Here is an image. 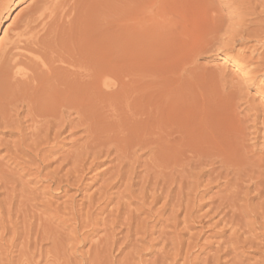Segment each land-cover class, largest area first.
<instances>
[{"label": "rangeland", "instance_id": "1", "mask_svg": "<svg viewBox=\"0 0 264 264\" xmlns=\"http://www.w3.org/2000/svg\"><path fill=\"white\" fill-rule=\"evenodd\" d=\"M41 1L0 0V54ZM65 1L76 33L46 47L91 48L125 82L34 125L0 55V264H264V1Z\"/></svg>", "mask_w": 264, "mask_h": 264}, {"label": "bare ground", "instance_id": "2", "mask_svg": "<svg viewBox=\"0 0 264 264\" xmlns=\"http://www.w3.org/2000/svg\"><path fill=\"white\" fill-rule=\"evenodd\" d=\"M261 2H262V0H260ZM264 1V0H263ZM42 3L39 5V6H37L33 11H32V13L31 12H29V13H31V14H29L26 18H23V19H25V20H23V21H21V22H23V25H21V27H22V30H20L19 32H17V29H16V31H14V33L15 32H17V33H15V35H13L12 37H14V38H12V40L9 42V44H8V46H5L4 48H5V50H2V51H4L3 53H1L2 55H4V61H2V65L1 66H3V69H4V77H5V80L7 81V82H9L11 85H17V87H18V85H24L25 86V88H22V89H25L26 90V92H27V94H29L30 95V99L28 100L27 99V97H26V99H25V97H24V99L26 100V104L28 103L27 101H30L31 103H32V105L30 106V107H27V105H26V107L27 108H29L28 109V114H27V116L29 117V116H31V117H29V118H32L31 119V123L33 122V124L35 125L37 122H34V121H32V120H35V119H33V117L34 118H38L39 119V115L41 114H44V115H46V113H47V115H50L49 113H55V111H57L58 109V116H59V114H61V109L62 108H65V109H69V111H70V109H72V111L73 110H75L74 112L75 113H77V112H82V111H85L87 108H89V107H91L92 105H90L89 107H88V102L90 101L89 100V97H90V95L91 94H93V89H94V87H96L97 85H98V88H100V91H98L99 89L96 87V89H97V91L100 93L101 91V93L103 94V92H106V91H103V88H105V87H103V86H106V85H108V86H110L109 84H111V85H113V86H115V88H114V90L112 91V93L113 94H115V93H118V92H120V90L123 88V85H124V83L123 82H125V81H123L122 82V80H124V79H122V80H120L117 76H121V75H117V74H115V73H110V71H112L111 69H110V71L108 70V66H106V63L103 61V60H101V59H98V58H96V55L98 54H96V55H94V53L92 54L89 50L91 49H89V50H87V49H82V48H80V46L78 47V46H75L76 44H69L70 42L69 41H66V42H69L68 44L69 45H66L65 46V44H64V46H61L58 50H56L57 48H55V50L53 49V47L51 48V50H49L50 48H48V47H46L47 46V44H49L48 42H47V44H46V40H51V38H55V37H57V36H60L61 34H64V35H67V31L69 30L70 31V29L73 27V25H74V23H75V21H76V19H77V11H75V8L71 5V6H69L68 5V2H66L65 0H42L41 1ZM258 4V3H257ZM262 4V3H261ZM264 6V5H263ZM264 9V8H263ZM30 10V9H29ZM13 11H14V6L12 5L9 9H8V14H12L13 13ZM79 13V12H78ZM92 14V13H91ZM26 15H27V13H26ZM25 15V16H26ZM89 15V14H88ZM88 15H86V16H88ZM95 15H96V13H95ZM92 16V15H91ZM95 17V16H94ZM99 16H97V18H98ZM89 18V17H88ZM96 18V20H98ZM22 20V19H21ZM88 20V19H87ZM90 21H92V20H90ZM87 22V21H86ZM89 22V21H88ZM1 23H2V19L0 18V26H1ZM81 23V22H80ZM77 25V23L74 25V26H76ZM17 26V25H16ZM79 26V25H78ZM18 27V26H17ZM20 27V28H21ZM75 28V27H74ZM74 28H72V29H74ZM80 28V27H79ZM82 28H84V27H82ZM71 29V30H72ZM80 30V29H79ZM81 31V30H80ZM74 32H75V30H74ZM72 33H73V30H72ZM76 33V32H75ZM75 33H73V34H75ZM80 33V32H79ZM83 34V33H82ZM63 35V36H64ZM74 36V35H73ZM11 37V36H10ZM9 37V38H10ZM60 37H62V35L60 36ZM81 37V36H80ZM82 37H83V35H82ZM71 38V37H70ZM89 38V37H88ZM11 39V38H10ZM61 39H63V38H61ZM65 39H67L68 40V38H66L65 37ZM74 39V38H73ZM79 39V38H78ZM77 39V40H78ZM64 40V39H63ZM62 40V41H63ZM70 40V39H69ZM85 40H86V38H85ZM84 40V41H85ZM54 41V40H53ZM57 41V40H56ZM80 41V40H79ZM87 41H89V40H87ZM50 42H52V41H50ZM59 42V41H58ZM6 43H8V42H6ZM6 43H5V45H6ZM62 43V42H61ZM82 43H84V42H82ZM86 43V42H85ZM55 44V43H54ZM67 44V43H66ZM81 44V43H80ZM79 44V45H80ZM50 45V44H49ZM84 45V44H83ZM82 45V46H83ZM52 46V45H51ZM58 46H60V44L58 45ZM84 46H86V45H84ZM88 46V45H87ZM86 46V47H87ZM54 47H56V46H54ZM85 47V48H86ZM90 47H92V46H90ZM3 48V49H4ZM53 49V50H52ZM102 51V50H101ZM105 51V50H104ZM103 52V51H102ZM100 53V52H99ZM106 53V52H105ZM0 54V55H1ZM99 56V55H98ZM97 56V57H98ZM103 56V55H102ZM100 57V56H99ZM1 59V58H0ZM115 68V67H114ZM119 68V67H118ZM114 70V69H113ZM121 70V69H120ZM0 71H1V69H0ZM119 72V71H118ZM121 72V71H120ZM1 73V72H0ZM3 73H2V76H3ZM115 74V75H114ZM118 74H120V73H118ZM2 76H1V79H2ZM4 79V78H3ZM130 79V78H129ZM140 82V81H139ZM2 83V82H1ZM8 83V84H9ZM96 84V86L94 85L93 86V84ZM132 83V82H131ZM134 83V82H133ZM137 83V82H136ZM152 83V82H151ZM151 83H149V84H151ZM7 84V85H8ZM5 85V84H4ZM103 85V86H102ZM127 85V84H126ZM131 85V84H130ZM3 86V85H2ZM101 86H102V90H101ZM132 86H133V84H132ZM137 86H140V85H138L137 84ZM146 86V85H145ZM129 87V86H128ZM149 87V86H148ZM93 88V89H92ZM1 89V88H0ZM2 89H3V87H2ZM16 89V88H15ZM18 89V88H17ZM5 90H12V89H5ZM19 91H20V89H18ZM95 90V89H94ZM131 90V89H130ZM19 91H17L16 90V92H18L19 93ZM96 91V90H95ZM95 92V93H97L98 94V92ZM124 91V90H123ZM126 91V90H125ZM3 92H6V91H3ZM13 92H14V90H13ZM12 91H11V93H13ZM16 92H15V95H16ZM21 92H23V91H21ZM29 92V93H28ZM108 92V91H107ZM109 92H111V91H109ZM7 93H9V92H7ZM17 93V94H18ZM100 93V94H101ZM112 93H110V94H112ZM123 93H125V92H123ZM139 93H141V92H139ZM5 94V93H4ZM23 94V93H22ZM27 94H26V96H27ZM132 94H134V92L132 93ZM142 94V93H141ZM144 94V93H143ZM142 94V95H143ZM12 95V94H11ZM15 95H14V98H15ZM18 95H20L21 96V93L20 94H18ZM24 95V94H23ZM28 95V96H29ZM95 95V94H94ZM117 95V94H116ZM118 95H119V93H118ZM141 95V97H143ZM2 96H3V94H2ZM7 96H9V95H7ZM13 96V95H12ZM115 96V95H114ZM150 96H152V95H150ZM22 97V96H21ZM105 97H106V94H105ZM122 97V96H121ZM124 97H126L125 99H126V101H127V96H124ZM123 97V98H124ZM131 97V96H130ZM129 97V98H130ZM140 97V98H141ZM17 98V97H16ZM118 98H120V97H118ZM128 98V99H129ZM19 99H20V97H19ZM22 99H23V97H22ZM94 98H93V95H92V100H93ZM98 99V98H97ZM104 99H106V98H104ZM110 99V98H109ZM111 101L113 100V98L112 99H110ZM110 100H108V98H107V101L109 102ZM135 100V99H134ZM152 100V99H151ZM14 101V100H13ZM18 101V100H17ZM24 101V100H23ZM94 101H95V99H94ZM105 101V100H104ZM106 101V102H107ZM114 101H115V98H114ZM125 101V100H124ZM125 101V102H126ZM9 102V101H8ZM12 102V101H11ZM16 102V101H15ZM19 102V101H18ZM17 102V103H18ZM29 102V103H30ZM97 102V101H96ZM105 102V103H106ZM113 102V101H112ZM91 103V102H90ZM89 103V104H90ZM101 103V102H100ZM12 104V103H11ZM16 104V103H15ZM24 104V103H23ZM97 104V106L96 107H100V104L98 105V103H96ZM95 104V105H96ZM109 104H111V103H109ZM133 104V103H132ZM139 104V103H138ZM143 104V103H142ZM28 105H30V104H28ZM113 105V104H112ZM115 105H118V103H116ZM130 105V104H129ZM128 105V102H127V104H126V109L129 111V110H131L132 111V109H129V107L130 106H132V105H130L129 106ZM135 105V104H134ZM12 106V105H11ZM102 106V105H101ZM105 106V105H104ZM103 106V107H104ZM107 106H109V108H110V105H107ZM107 106H105L106 108H107ZM114 106V105H113ZM139 106H141L140 104H139ZM2 107V106H1ZM0 107V108H1ZM6 107H7V105H6ZM5 107V108H6ZM104 107V108H105ZM116 107V106H115ZM120 107V106H119ZM123 107V106H122ZM134 107V106H133ZM26 108V109H27ZM95 108V107H94ZM109 108H107V110L106 111H108V109ZM113 108V107H112ZM124 108V107H123ZM123 108H119L120 110L121 109H123ZM138 108V107H137ZM140 108H142V107H140ZM12 109H13V107H12ZM20 109V108H19ZM67 109V110H68ZM100 109H101V113H103L104 114V111L102 112V109L103 108H101L100 107ZM9 110V109H8ZM6 111V112H9V111ZM91 110H92V107H91ZM91 110H89V112L90 113H93ZM95 110V109H94ZM105 110V109H104ZM127 110H125V108H124V111H125V114L127 113L126 111ZM141 110V109H140ZM66 111V110H65ZM72 111H70V112H72ZM96 112H94V113H97L98 112V114H101L100 113V111H99V109H96L95 110ZM110 111V110H109ZM113 111L114 112H117L116 110H115V108L113 109ZM134 111V110H133ZM6 112H4L5 114H6ZM57 112L55 113L56 115H57ZM64 112V111H63ZM87 113H88V110L86 111ZM114 112H110L111 114H109L110 116H111V118L110 117H108L109 115H108V113H105L106 114V117L104 116H101V117H103V118H106V119H109V121H110V123H112V121L110 120V119H112V116H116V113H114ZM130 112V111H129ZM142 112H143V110H142ZM17 113V112H16ZM16 113H14V114H16ZM66 113V112H65ZM67 113H69V112H67ZM86 113V114H87ZM131 113V112H130ZM153 113H154V110H153ZM30 114V115H29ZM82 114H83V112H82ZM98 114H97V116H98ZM103 114H101V115H103ZM104 114V115H105ZM113 114V115H112ZM119 114H120V111H119ZM131 114H134L133 112L131 113ZM137 114V113H136ZM135 114V115H136ZM138 114H139V112H138ZM137 114V115H138ZM147 114V113H146ZM157 114V113H156ZM8 115V113L6 114V115H4V117L5 116H7ZM22 115V114H21ZM63 114H61V116H62ZM65 115V114H64ZM71 115V114H70ZM74 115V114H73ZM78 115H80V113L78 114ZM78 115H76V116H78ZM90 115V114H89ZM127 115V114H126ZM125 115V116H126ZM136 115V116H137ZM27 116H25V117H27ZM33 116V117H32ZM37 116V117H36ZM61 116H59V118L61 117ZM87 116H88V114H87ZM86 116V117H87ZM91 116H92V114H91ZM96 116V115H95ZM96 116V117H97ZM100 116V115H99ZM117 116H118V114H117ZM149 116V115H148ZM148 116H146V117H148ZM156 116V115H155ZM1 117H3V116H1ZM0 117V118H1ZM4 117H3V119H4ZM24 117V118H25ZM27 117V118H28ZM47 118V120L45 121V122H47L48 120H49V118H52V117H47V116H44V118L43 119H41L42 121H44V119H46ZM57 116H55V118H56ZM69 117V116H68ZM72 117V116H71ZM89 117V116H88ZM88 117L86 118V119H88ZM93 117V116H92ZM108 117V118H107ZM12 117H10V119H11ZM26 118V119H27ZM40 118H41V116H40ZM62 118H63V116H62ZM62 118H61V121H62ZM79 118V117H78ZM94 118V117H93ZM93 118L91 119V120H93ZM114 118H116L117 119V117H113V119ZM119 118V117H118ZM121 118H122V116H121ZM120 118V119H121ZM37 119V120H38ZM58 119V118H57ZM71 119V118H70ZM80 119V118H79ZM97 119H98V117H97ZM123 119V118H122ZM121 119V120H122ZM127 119V118H126ZM135 119V118H134ZM154 119V118H153ZM7 120V119H6ZM5 120V121H6ZM23 120H25V119H23ZM30 120V119H29ZM41 120H39V123H41L42 124V121ZM51 120V119H50ZM52 120L54 121V117L52 118ZM52 120H51V122H52ZM60 119H58L57 120V122H56V127H55V125L53 126V127H55L56 128V131H58V129H59V131L62 129V128H64L63 126L61 127V126H59L61 123V121L58 123V121H59ZM65 120H66V118H65ZM68 121H69V119H67ZM66 120V121H67ZM72 120V119H71ZM70 120V121H71ZM82 120V116H81V119H80V121ZM90 120V119H89ZM88 120V121H89ZM96 120V119H95ZM104 120V119H103ZM119 120V119H118ZM120 120V121H121ZM128 120V119H127ZM137 120V119H136ZM154 120H156V119H154ZM1 121H2V119H1ZM4 121V120H3ZM36 121V120H35ZM41 121V122H40ZM56 121V120H55ZM54 121V122H55ZM63 121H64V119H63ZM63 121H62V123H63ZM66 121H64V123L66 122ZM76 121V120H75ZM78 121V120H77ZM83 121V120H82ZM81 121V122H82ZM87 121V120H86ZM84 122L85 124L86 123H88V121L87 122ZM100 121V120H99ZM102 121V120H101ZM109 121H108V124L107 123H104V121L102 122L103 124H106V126L108 125H110L111 126V124H109ZM120 121H117V122H120ZM124 121V120H123ZM45 122H43V125L42 126H44L45 127V125H46V123ZM50 122V121H49ZM47 123V124H49L48 126H50V127H52V123H54V122H52L51 123V125H50V123ZM79 122V121H78ZM92 122V121H91ZM96 122V121H95ZM95 122H93V123H95ZM113 122H114V120H113ZM116 122V121H115ZM137 122H139V121H137ZM2 123V122H1ZM12 123H13V120H12ZM44 123H45V125H44ZM63 123V124H64ZM70 123V122H69ZM72 123H73V121H72ZM84 123H81V124H83V127H84ZM90 123V122H89ZM101 123V124H102ZM126 123H128V122H126ZM131 123V122H130ZM130 123H129V125H130ZM3 124H4V126L6 127L7 125H5V123L3 122ZM3 124H1V125H3ZM10 124H11V122L8 124L9 126H10ZM13 124H15V123H13ZM41 124H38L39 126H37L36 125V127H41ZM80 124V123H79ZM91 124V123H90ZM98 124H99V122H98ZM139 124V123H138ZM150 124V123H149ZM28 125V124H27ZM65 125H66V123H65ZM64 125V126H65ZM75 125H77V124H74V126ZM87 125H89V124H86L85 126L87 127ZM100 125V124H99ZM115 125V124H114ZM121 125H124V124H121ZM126 125V124H125ZM129 125H127V127H130ZM140 125H142V124H140ZM3 126V127H4ZM17 126V125H16ZM15 126V127H16ZM59 126V127H58ZM81 126V125H80ZM97 126V125H96ZM115 126H117V128L119 129L120 127H122V126H118V125H115ZM114 126V128L116 129V127ZM132 126V125H131ZM151 126H152V124H151ZM44 127H41V128H44ZM61 127V128H60ZM73 127V126H72ZM75 127H77V126H75ZM93 127V126H92ZM99 127V126H98ZM102 127V126H101ZM125 127V126H124ZM124 127H123V129H124ZM134 127V126H133ZM143 127V126H142ZM147 127H148V125H147ZM41 128H39V130H41ZM47 127H45L44 128V130L46 129ZM58 128V129H57ZM103 128V127H102ZM107 128H110V127H107ZM131 128V127H130ZM140 128V127H139ZM146 128V127H145ZM3 129V128H2ZM13 129V128H12ZM31 129V128H30ZM48 130L50 129L49 127L47 128ZM52 129V128H51ZM88 129V127L86 128V130ZM89 129H90V125H89ZM93 129V128H92ZM100 129V128H99ZM117 129V131H119ZM122 129V128H121ZM122 129V130H123ZM134 129H136V128H134ZM147 129V128H146ZM53 130V129H52ZM55 130V129H54ZM86 130H85V135H87L88 133H91L92 132V134L91 135H93V133H94V136L92 137V139L93 140H96V142H97V144H98V141H97V138H102V136L100 135V134H98V135H96L95 136V129H93L94 131H88V133L86 132ZM100 130H102V132H103V130L104 129H100ZM111 130V129H110ZM128 130V129H127ZM142 130V129H141ZM144 130V129H143ZM152 130V129H151ZM32 131V130H31ZM70 131V130H69ZM97 131V133L99 132L98 130H96ZM107 131V130H106ZM116 131V130H115ZM130 131V130H129ZM133 131H135V130H133L132 129V132ZM137 131V130H136ZM148 132L149 130H144V132ZM50 132V131H49ZM48 132V133H49ZM53 132V131H52ZM71 132V131H70ZM83 132V131H82ZM108 132L110 133L111 131H109L108 130ZM113 132H114V130H112V133H110V134H113ZM122 132V131H121ZM131 132V131H130ZM131 132V133H132ZM53 133H56V132H53ZM87 133V134H86ZM101 133V132H100ZM118 132H116V134H117ZM125 133V132H124ZM130 133V134H131ZM164 133H166V132H164ZM38 134H39V132H38ZM37 134V135H38ZM44 134V133H43ZM50 134V133H49ZM101 134H103V133H101ZM104 134H108V133H104ZM126 134V133H125ZM133 134V133H132ZM138 133H136V135H137ZM143 134H145L146 135V133H143ZM151 133H149L148 135H150ZM32 135V134H31ZM34 135V134H33ZM47 135L48 134H46V135H43L42 137H41V140H43L44 138V136L45 137H47ZM53 135V134H52ZM56 136H57V133L55 134ZM55 135L53 136L54 138H57V137H55ZM58 135H59V133H58ZM90 135V136H91ZM136 135H134V136H136ZM139 135V134H138ZM140 135H142L141 133H140ZM140 135H139V137H140ZM160 135H163V133L162 134H159V138H160ZM25 136V135H24ZM49 136V135H48ZM51 136V135H50ZM79 136V135H78ZM105 136V135H104ZM115 136V133H114V135H113V137ZM33 137V136H32ZM34 137L36 138V139H38L37 138V136H36V134L34 135ZM52 137V136H51ZM81 137V136H80ZM113 137H111L110 138V140L112 139H114ZM122 137V136H121ZM121 137H118V138H121ZM127 137H129V136H127ZM142 137H144V135L142 136ZM149 137V136H148ZM152 137V136H151ZM158 137H156V138H158ZM167 137H168V134H167ZM20 138V137H19ZM18 138V139H19ZM43 138V139H42ZM53 138V139H54ZM86 138V137H85ZM115 138H117V135H116V137ZM124 139L126 138V137H123ZM147 138V137H146ZM145 137L143 138V140L144 141H147L148 140V138H147V140H145L146 139ZM166 138V137H165ZM165 138H164V140H165ZM90 139H91V137H90ZM133 139V138H132ZM161 139V138H160ZM159 139V140H160ZM170 139V138H169ZM38 140H40V137H39V139ZM57 140V139H56ZM123 140V139H122ZM122 140H118V141H122ZM140 140H141V138H140ZM137 140V141H139L138 143H140L141 141L143 142V144L142 145H144L145 143H144V141L143 140ZM152 140H154L153 138H152ZM151 140V141H152ZM155 140H158V139H155ZM159 140H158V142H159ZM167 140V139H166ZM17 141H19V143H20V140H17ZM16 141V142H17ZM32 141H33V138H32ZM46 141H47V139H46ZM91 141V140H90ZM89 141V142H90ZM100 141V140H99ZM105 141V140H104ZM104 141H102V142H104ZM107 141H109L108 139H107ZM106 141V142H107ZM124 141V140H123ZM161 141H163V139H161ZM169 141H171V140H169ZM52 142H53V140H52ZM83 142V141H82ZM95 142V143H96ZM109 142H111V141H109ZM113 142V141H112ZM111 142V143H112ZM117 142V141H116ZM153 142V141H152ZM152 142H151V144H152ZM156 142V141H155ZM35 143V142H34ZM38 144H40L39 142H37ZM85 143V142H84ZM91 143H92V141H91ZM108 143V142H107ZM136 143V142H135ZM154 143V142H153ZM160 143H162V142H160ZM169 143V142H168ZM167 143V144H168ZM33 144V143H32ZM100 144V143H99ZM102 144V143H101ZM117 144V143H116ZM119 144H122V143H119ZM137 144V143H136ZM135 144V145H136ZM149 144H150V142H149ZM164 144L166 145V143H165V141H164ZM171 144V143H170ZM88 145L90 146V143H88ZM118 145V144H117ZM138 145V144H137ZM136 145V146H137ZM140 145H141V143H140ZM148 145V142H147V144L145 145V146H147ZM119 146H121V145H119ZM118 146V147H119ZM155 146H156V144H155ZM162 146V145H161ZM161 146H159L160 147V149H161ZM82 147H83V145H82ZM93 147V146H92ZM104 147H105V145H104ZM116 147V146H115ZM154 147V146H153ZM98 148H100V146L98 147ZM103 148V147H102ZM107 148V147H106ZM105 148V149H106ZM158 148V147H157ZM87 149V148H86ZM89 149V148H88ZM127 149V148H126ZM101 150V149H100ZM104 150V149H103ZM106 150H108V148L106 149ZM105 150V151H106ZM119 150V149H118ZM125 150V149H124ZM219 150V149H218ZM99 151V150H98ZM102 151V150H101ZM120 151V150H119ZM210 151V150H209ZM100 152V151H99ZM105 153V152H104ZM223 153H224V155L225 154H229V153H226V152H224L223 151ZM99 154V153H98ZM120 158H121V156L120 155H118ZM123 156H125V155H123ZM122 156V157H123ZM118 157V158H119ZM186 157V156H185ZM217 157V156H216ZM239 157V156H238ZM227 158V157H226ZM240 158V157H239ZM122 159V158H121ZM237 159V158H236ZM199 160V159H198ZM231 160H233V159H231ZM121 161V160H120ZM122 161H123V159H122ZM228 161V160H227ZM242 161V160H241ZM234 162H236V161H234ZM240 162V161H239ZM199 163H201V161L199 162ZM119 164V163H118ZM211 164V163H210ZM225 165V164H224ZM235 165V164H234ZM237 165V164H236ZM227 166V165H226ZM232 166V165H231ZM200 167V166H199ZM223 167H225V166H223ZM228 167V166H227ZM233 167V166H232ZM214 169V168H213ZM212 169V170H213ZM115 173V172H114ZM221 174V173H220ZM111 175H114V174H111ZM117 175V174H116ZM250 175V174H249ZM118 176V175H117ZM245 176V175H244ZM116 177V176H115ZM112 178V177H111ZM256 184H257V182H255ZM255 184V185H256ZM110 186V185H109ZM257 186V185H256ZM155 196H153V198H154ZM152 201V200H151ZM153 201H154V199H153ZM156 201V200H155ZM165 204V203H164ZM237 210V209H236ZM264 210V209H263ZM238 211H239V209H238ZM261 213H263V212H261ZM261 213H260V216L259 217H261V218H263V214L261 215ZM232 217V216H231ZM263 263V262H262Z\"/></svg>", "mask_w": 264, "mask_h": 264}]
</instances>
